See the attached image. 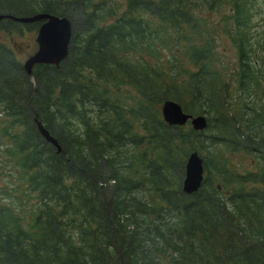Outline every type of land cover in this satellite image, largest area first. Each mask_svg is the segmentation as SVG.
Masks as SVG:
<instances>
[{
    "label": "trees",
    "instance_id": "trees-1",
    "mask_svg": "<svg viewBox=\"0 0 264 264\" xmlns=\"http://www.w3.org/2000/svg\"><path fill=\"white\" fill-rule=\"evenodd\" d=\"M260 3L0 0L71 23L67 55L28 75L12 41L37 22L0 19V264H264ZM166 98L205 127L164 122Z\"/></svg>",
    "mask_w": 264,
    "mask_h": 264
},
{
    "label": "water",
    "instance_id": "water-1",
    "mask_svg": "<svg viewBox=\"0 0 264 264\" xmlns=\"http://www.w3.org/2000/svg\"><path fill=\"white\" fill-rule=\"evenodd\" d=\"M1 18L20 22L39 21L34 37L36 48L22 62L23 69L27 74H30L34 63H52L57 65L66 56L71 36V23L65 15L48 11H36L27 15L0 13ZM159 111L163 121L168 124H183L186 120H189L191 126L195 129H201L205 126L203 115H192L185 112L181 105L172 99L162 100L159 105ZM34 122L40 135L54 145L58 151L60 146L55 137L48 132L36 117H34ZM202 169L201 157L195 150L190 151L184 162V173L181 181L183 191L192 192L200 185Z\"/></svg>",
    "mask_w": 264,
    "mask_h": 264
},
{
    "label": "rangeland",
    "instance_id": "rangeland-1",
    "mask_svg": "<svg viewBox=\"0 0 264 264\" xmlns=\"http://www.w3.org/2000/svg\"><path fill=\"white\" fill-rule=\"evenodd\" d=\"M259 1V0H258ZM260 8H264L263 4L260 3ZM263 13L260 12L259 15L255 14L252 17V21H258L257 24L255 26L256 31L259 29H261L262 27V23L259 22L260 19H258V17L262 15ZM259 17V18H260ZM36 28V27H35ZM34 27H28L24 29V34H22L21 36L17 37L14 41H12V45L17 49L16 50V56L20 59V61H23V59L27 56L28 53H30L35 47H36V42L34 40L35 34H36V29ZM222 44L217 45V49L218 51H220L222 49ZM221 53L223 54V56H225L226 54H229L228 56L232 55V51H228L227 49H225V52L221 51ZM0 146H2L0 144ZM251 154L248 153H238V155H236L235 157V161H237L239 158L242 159V165L243 167L247 168L249 165L248 160L250 158ZM1 157V154H0ZM2 158V157H1ZM0 180H3L4 182H6L7 177L3 174H0ZM0 200L2 202H6V198L5 197H0Z\"/></svg>",
    "mask_w": 264,
    "mask_h": 264
}]
</instances>
